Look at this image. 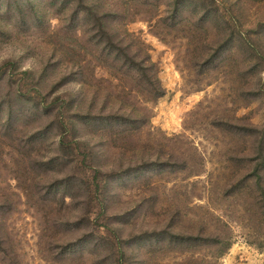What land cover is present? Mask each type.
I'll use <instances>...</instances> for the list:
<instances>
[{
    "label": "rangeland",
    "instance_id": "374dc122",
    "mask_svg": "<svg viewBox=\"0 0 264 264\" xmlns=\"http://www.w3.org/2000/svg\"><path fill=\"white\" fill-rule=\"evenodd\" d=\"M190 1L0 0V264H264V0Z\"/></svg>",
    "mask_w": 264,
    "mask_h": 264
},
{
    "label": "trees",
    "instance_id": "16d2710c",
    "mask_svg": "<svg viewBox=\"0 0 264 264\" xmlns=\"http://www.w3.org/2000/svg\"><path fill=\"white\" fill-rule=\"evenodd\" d=\"M186 0H173V4H172V10H171V14H170V19L172 21L177 20V18L182 20V12L184 11L183 9L185 8L186 4H185ZM195 2V0H193ZM193 1H190V3H193ZM217 2V1H216ZM198 6L200 5L197 2ZM213 4V3H212ZM202 5V6H201ZM198 8H197V15L194 16V29L192 33L189 34L188 36V41H189V45L191 46L192 44L196 45L199 47V50L197 49V53H196V59L198 62H200L199 64H201V59L202 62H206L207 60L205 59H209L205 57L206 55V49L209 47V44L207 42H205L207 40L205 33L207 30V23L212 22V18H211V12H212V17L215 21H219L222 22L224 24H228V19L226 18V16L222 15L220 12L219 7L216 6V8L214 9L212 6H203V4H201ZM213 11L215 12V14H213ZM219 13V14H218ZM98 21L102 22V18L98 17L97 18ZM162 20V19H159ZM103 23V22H102ZM203 29L201 32L200 30ZM204 31V32H203ZM202 33V34H201ZM204 34V35H203ZM203 35V36H202ZM202 41V42H201ZM122 52H124L126 54L125 50H128L127 47H121ZM121 61V66L125 67V71L123 72L125 75L123 77H126L128 74L132 73L133 71H136L138 74V78L148 84H144L142 81L140 84H144L147 88L145 89V91L147 92V94L149 95V98L155 99V98H159L161 96H163L165 94V89L163 88V86L160 85L159 80L157 77L152 78L148 71L149 69L152 67V64L148 65V58L142 59V60H138L137 57L134 56H129L128 54H126L124 56V58H118ZM80 75L82 77H84L83 72H80ZM134 74H130V77L133 78ZM135 77V76H134ZM120 116H116L114 118H111L110 116H107L104 119H110L107 120L110 122V124H115L118 123L117 118ZM136 118L133 117V119H131V121L135 122ZM253 176L257 177V179H262L264 176L262 174V172L260 173L259 171H257L255 174H253ZM230 187L233 188V185H231ZM230 191L229 189L227 190V192ZM253 206H257L258 211H256V214L253 212L252 215H249V222L251 224V229L254 228H259L260 232L257 233L258 236H251L253 237V240H251L250 242L259 246H263L262 244L264 243V200H257L255 198V201L252 204Z\"/></svg>",
    "mask_w": 264,
    "mask_h": 264
}]
</instances>
